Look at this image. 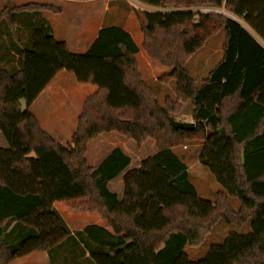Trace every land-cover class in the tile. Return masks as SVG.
Segmentation results:
<instances>
[{"label":"trees","instance_id":"trees-1","mask_svg":"<svg viewBox=\"0 0 264 264\" xmlns=\"http://www.w3.org/2000/svg\"><path fill=\"white\" fill-rule=\"evenodd\" d=\"M135 1L172 9L136 12L143 50L171 69L161 81L176 85V98H166L164 106L139 70V46L121 26L103 27L82 54L56 40L49 26L34 28L31 45L19 50L20 68L0 67V134L7 144L0 148V264L71 237L56 202L106 222L83 232L84 251L94 264H264V0ZM43 11L61 14L62 8L5 7L0 26L4 21L16 34V15ZM221 31L222 58L198 86L186 63ZM63 69L97 88L83 103L69 146L57 142L29 110ZM186 102L196 127L175 129L170 118ZM105 133L138 147L152 139L157 147L125 174L121 199L108 184L128 169L131 158L120 147L97 166L87 158L88 143ZM194 142L202 144L200 163L222 188L213 202L199 197L187 164L174 151ZM230 198L239 200L238 210ZM221 220L251 222L252 233L231 234L204 259L190 261L185 247L201 246Z\"/></svg>","mask_w":264,"mask_h":264},{"label":"rangeland","instance_id":"rangeland-1","mask_svg":"<svg viewBox=\"0 0 264 264\" xmlns=\"http://www.w3.org/2000/svg\"><path fill=\"white\" fill-rule=\"evenodd\" d=\"M37 1L39 0H0V13L5 7L12 8ZM70 1L72 0H64V4L58 2H53V4L64 8V13L62 14L60 20L67 23L69 36H71V38L75 36V30H77V27H80L82 23L83 26L89 24L88 22H90V19L92 18L93 20H97V22L103 21L104 25L116 24L122 27L126 26V28L130 29L133 35L132 37L140 46V53L137 55L139 70L144 80L153 89L158 102L164 106L166 98H176L175 83H164L161 81V78L164 75L169 74L171 69L163 66L158 61L149 58L147 53L142 48L143 32L139 26L138 16L136 14V12L144 10L150 12L160 11L165 13L171 11L172 9L156 8L135 0H90L89 2ZM198 10L207 12L205 9ZM216 10L223 12V9ZM93 14L94 16H92ZM239 21L242 23L241 20ZM1 25L6 26V23L2 21ZM74 28L75 30L71 31ZM223 41L224 32L221 31L210 37L205 45L187 61L186 68L194 77L198 86L201 85L202 80L221 60ZM71 51H73V49H71ZM70 75L72 79H70L69 76V83L65 85L67 88V96L60 95V97H58L59 106H57V114L68 119V126L63 130L61 129L58 133L59 138L62 137L64 142L62 145L65 146H69L71 144L72 133L76 130L77 116L79 115V112H81L83 106V98L81 97V94L84 92L80 86L75 85V82L78 83V81L76 80L74 74L70 73ZM22 102L23 109H26L25 102ZM40 108L41 107H39V109ZM192 109L193 108L190 102L183 103L182 109L176 113L173 118L180 121L194 122L191 117ZM3 139L4 138L0 135V148L4 144ZM115 147H121L131 158V163L123 175H125L128 171L139 168L142 162L153 156L157 150L155 141L152 139L147 140L141 147H138L134 141L128 140L117 133H107L100 135L98 138L88 143L87 158L89 163L92 166H97ZM4 148H7L6 144ZM201 150L202 144L199 142L187 143L174 148L175 153L187 164L189 179L195 185L199 197L213 202L216 192L222 188L215 180V177L211 174V172L200 163ZM121 179L122 178L116 179L112 184H110V188L113 189L117 195H122ZM229 201L233 210H238L240 207L239 200L236 198H230ZM250 233H252L251 222H248L243 226H237L227 224L225 221L221 220L215 225L201 246L197 248L187 246L185 247L184 252L190 261L196 262L207 256L211 246L222 245L227 236L231 234L245 236ZM62 249H64L62 246L59 248L57 247L53 250V252H51V255L53 253L56 254Z\"/></svg>","mask_w":264,"mask_h":264},{"label":"crops","instance_id":"crops-1","mask_svg":"<svg viewBox=\"0 0 264 264\" xmlns=\"http://www.w3.org/2000/svg\"><path fill=\"white\" fill-rule=\"evenodd\" d=\"M87 1L89 2L90 0H84V1L72 0L70 2H87ZM53 2L64 4V0H39L37 2H29V3H38V4H46V5L61 7L62 8L61 14H53L49 11H43L41 13H36V14L19 13L18 15H16V19H15L16 34L11 33L7 25L6 26L1 25L0 67L12 71L20 68L19 55H18L19 50L20 48H22V46L24 47L31 45L30 37L34 28L39 29L42 27L49 26L51 29V34L56 40L66 42L69 49L71 46V49H73L74 51L71 52L76 54H82L89 49V47L97 38L99 31L103 27L113 25V24L104 25L103 21L97 22V20H93L92 18L90 19V22H88L89 24L83 26L82 23L80 27H77L78 32L77 30H75V28L72 29L71 31L75 30L76 34L73 38H71V36H69V29L67 23L60 20L62 14L64 13V8L62 6L53 4ZM92 16H94V14ZM122 28L127 30L132 35L130 29L126 28V26H123ZM70 73L71 72L64 69L60 70L55 75V77L49 82V84L44 88V90L37 97V99L29 107V110L37 117L41 127L44 130H46L57 142L61 144H63L64 142L62 140V137L59 138L58 133L61 129L63 130L68 126L67 125L68 119L66 117L64 118L57 114V110H58L57 106H59L58 97H60V95L67 96V88L65 87V85L69 83V76L70 79H72ZM75 85L80 86V88H82V91H84L81 94V97L83 98L82 105L86 100V98L97 90L96 86L89 83L75 82ZM39 107L41 108L39 109ZM62 110L65 111L64 109ZM80 113L81 112H79V115L77 116V122ZM5 144L6 142L4 140V144L3 146H1V148H4ZM156 152L157 150L155 151V153ZM123 174L124 173H122L116 178V179L122 178L121 179L122 195L118 194V197L120 199L123 197L124 194L123 185H124L125 175ZM116 179L109 182L108 184L109 188H110V184H112ZM110 190L112 192H115L111 188ZM54 208L61 215V217L64 219L67 226L69 227L71 231V237L66 238L61 243L57 244L50 250L32 252L28 255L13 260L10 264H94L90 251L88 250L84 251L86 245L83 244L84 245L83 246L81 241L82 239H84L88 243L87 241L88 239L85 233L83 232L86 227L91 225L104 227L106 226V222L103 221V219L96 213L92 214L88 211H75L58 202L54 203ZM60 246H62V248L64 249L58 251L56 254L53 253L54 255L53 254L51 255V252H53V250H55L57 247L59 248Z\"/></svg>","mask_w":264,"mask_h":264},{"label":"water","instance_id":"water-1","mask_svg":"<svg viewBox=\"0 0 264 264\" xmlns=\"http://www.w3.org/2000/svg\"><path fill=\"white\" fill-rule=\"evenodd\" d=\"M171 125L175 129H183V130H194L196 125L195 122L192 121H180L176 120L173 117L170 118Z\"/></svg>","mask_w":264,"mask_h":264},{"label":"built area","instance_id":"built-area-1","mask_svg":"<svg viewBox=\"0 0 264 264\" xmlns=\"http://www.w3.org/2000/svg\"><path fill=\"white\" fill-rule=\"evenodd\" d=\"M201 9H205L207 12L208 11H217L215 8H201Z\"/></svg>","mask_w":264,"mask_h":264}]
</instances>
